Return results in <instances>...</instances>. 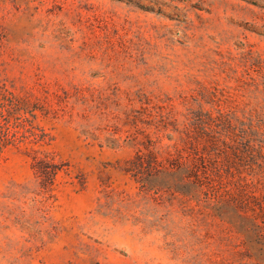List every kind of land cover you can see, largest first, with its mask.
Masks as SVG:
<instances>
[{"label": "rangeland", "instance_id": "obj_1", "mask_svg": "<svg viewBox=\"0 0 264 264\" xmlns=\"http://www.w3.org/2000/svg\"><path fill=\"white\" fill-rule=\"evenodd\" d=\"M143 95L189 177L123 169L179 139ZM263 221L264 0H0V264H264Z\"/></svg>", "mask_w": 264, "mask_h": 264}, {"label": "trees", "instance_id": "obj_2", "mask_svg": "<svg viewBox=\"0 0 264 264\" xmlns=\"http://www.w3.org/2000/svg\"><path fill=\"white\" fill-rule=\"evenodd\" d=\"M130 100H132L130 98ZM143 103L140 110H130L132 119L135 121L139 119L146 124H154L157 130L165 129L168 126L179 133L178 141L172 144V148H158L157 140L153 139L150 134L144 129H136L130 132L131 140H135L139 144L134 154L124 160L123 169L138 181H147L152 176L156 175L162 170L174 168L182 169L187 177H189V115L186 114L182 128H179L177 118L169 111H162L163 106L159 105L158 119H154L157 114L150 109V98L143 95L139 98ZM136 111V113H134ZM140 134V136H139ZM186 152V153H185ZM43 163H46V165ZM38 175L42 178H49L55 174L57 165L44 159H35L33 162ZM48 166H51L48 169ZM264 222V221H263ZM259 234L264 236V224L257 225Z\"/></svg>", "mask_w": 264, "mask_h": 264}]
</instances>
